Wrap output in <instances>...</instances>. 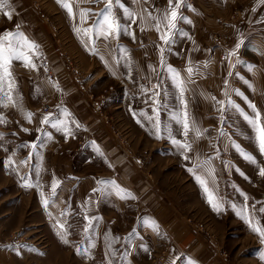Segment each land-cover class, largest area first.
<instances>
[{"label": "crops", "instance_id": "1", "mask_svg": "<svg viewBox=\"0 0 264 264\" xmlns=\"http://www.w3.org/2000/svg\"><path fill=\"white\" fill-rule=\"evenodd\" d=\"M236 1L182 0L179 13L191 23L177 20L174 43L167 46L161 45L159 33L152 27L155 21H148L145 25L137 19L133 24L122 9L127 8L138 16L146 15L144 10L147 9L153 16H158L170 11L168 0H122V6L113 5L114 14L120 23L130 25L128 31L135 32V40L123 33L116 38L104 40L96 38L91 32H81L79 36L74 32V27H91L97 19L94 14L105 8L107 0H64L71 7L73 18L69 17V13L58 10L54 12L53 21L58 26L52 33L57 38L55 42L51 41L49 29L44 28V23L40 20L34 19L33 24L17 28L19 31L16 32L23 33L28 41L38 45V55L33 56L35 70L22 66L19 61L11 63L12 101L0 104V117L4 120V123H0V134H3L0 138V164H4L3 171H0V194L5 196L0 200V264H109L110 261L111 264H140V237L134 235L126 239L129 234L127 231H116L113 234L114 224L110 226L109 219L117 225L122 220L124 225L126 223V228L130 227L129 221L132 220L133 229L150 227V223L154 221L162 228L165 238L163 241L165 245L169 244L168 249L172 254L174 222L171 211L154 192V186L148 180L151 176L140 170L139 159L135 155L120 152L126 146L124 141L129 142V135L126 140L119 137L117 141L110 133L96 131L86 94L90 91H87L85 84L89 83L87 85L90 86L95 81L106 78L104 82L111 80L124 89H131L129 94H137L140 92L141 82H144L146 91L164 92L167 100H173L176 89L169 78L168 67L177 70V64L183 62L186 68L190 65L205 68L200 73L204 77L201 81L203 89L191 87L192 92L197 95L195 100L198 101L201 96L211 94L210 91L220 92L224 81L232 80L234 66H242L244 69L239 60L244 59L243 55L249 54L259 59V64L254 63L251 68L254 70L251 75L254 84L252 90L255 99L264 104V22L249 28L243 18L244 15L264 21V0L248 2L243 14L239 13V23L230 21L232 5ZM81 12L88 13L83 20ZM142 27H147L148 30L141 31ZM15 29L11 30L15 32ZM181 33H187V36ZM157 45L164 47L163 53ZM120 49H127V53L117 64L116 57L121 56ZM63 52L75 60L78 67L76 79L71 78L62 67ZM222 54L226 55L225 60L220 59ZM45 61L54 71L50 88L46 85V75L42 69ZM97 67L111 68L114 74L94 78L92 71ZM40 68L41 72L34 74ZM186 68L182 67L177 71L187 81ZM247 69L249 70V66ZM5 83L4 90L7 92L9 89L7 82ZM154 85H158V89H154ZM80 87L84 90L83 93L78 92ZM170 90H175L174 95L170 94ZM34 93L36 98L31 99ZM197 101L192 105L187 101L191 112L192 109L204 111L203 101ZM44 104L51 107L47 124L42 123L45 116L34 113ZM120 109L123 111L124 107ZM261 109L264 114V108L257 110L262 113ZM28 113L32 114L31 122L27 119ZM60 122L66 124L70 131L67 138L63 131L52 127L54 123ZM136 126L137 124H130L133 132ZM46 127L49 130H44ZM32 144L38 147L33 148ZM114 145L121 149L118 150ZM97 148L102 155L92 152ZM30 153L33 154L31 158ZM197 154L192 159L193 162L202 160L203 154ZM9 157L12 158L11 167L7 164ZM97 162L102 164V168L95 170ZM53 181L58 182L55 195ZM100 181H114L115 185L135 198L122 199L116 194V187L101 184ZM25 182L33 186H22ZM93 193L102 197L101 214L98 213L90 221L76 223L72 214L78 208L75 207L78 206L77 202L82 204L83 196L91 197ZM37 194L52 196V203L42 208L38 204L32 205L31 211L30 203L24 202L23 196ZM104 200L109 204L102 205ZM84 205L87 211H95L92 203L84 202ZM102 210L111 211L112 216H105ZM30 213L33 214L31 218ZM34 216L37 218L34 219ZM94 219L96 223L100 222L98 234L74 232L73 226L85 229ZM49 222L56 232L51 237L42 233L43 226ZM58 223L65 225L63 231L67 243L57 234L60 231ZM184 231L175 236V241L183 236ZM78 243L88 245L80 249ZM90 243L98 245L89 247ZM191 253H184V257L189 255L200 264H208L207 260L212 257H201L199 252Z\"/></svg>", "mask_w": 264, "mask_h": 264}, {"label": "rangeland", "instance_id": "2", "mask_svg": "<svg viewBox=\"0 0 264 264\" xmlns=\"http://www.w3.org/2000/svg\"><path fill=\"white\" fill-rule=\"evenodd\" d=\"M248 2L251 0H237L236 3H233L230 21L239 23L238 20H241L239 13L243 14ZM6 5L0 6V34L15 28V32L19 31L21 27L33 24L36 19L44 23L42 25L44 28L49 29L48 36L54 42L57 38L53 37L52 33L58 29L57 22L53 21L54 12L58 10L68 13L57 3V0H6ZM5 11L11 13V19L3 14ZM243 18L249 28L264 22L262 19H253L244 15ZM61 56H64L62 67L71 78H75L77 76L76 69H78L75 60L70 59L66 52H63ZM253 56L243 55L244 59H240L239 62L244 65L246 70L244 71L242 66H234L232 80L224 81L222 86L220 85V92L210 91L211 94L201 96V100L198 101H203L204 111L192 109L191 112L187 105L190 120H194L202 132L199 138L192 131L185 138L181 135L180 126L169 122L171 110L175 109L179 112L181 106L178 105L179 100L176 97L173 100H167L164 92H160L158 103L160 105L159 119L162 121V125L168 124L174 138L191 145V151L183 155L182 150L172 145L167 132L162 133L163 138H155V126L149 121V117L154 115L153 108L157 107V104L153 102L156 98L153 92L146 91L144 82H141L140 92L137 94H129L131 89L128 87L124 89L122 85L111 80L104 82L106 78L97 80L90 86L87 85L89 83L85 84L87 91H90L86 94L90 107L89 112L92 116V123L97 128L96 131L104 134L110 133V136H113L117 141L119 137L126 140L129 135V142L124 141L126 146L122 149L114 146L118 150L121 149L120 152L126 155H135L139 159L140 170L151 176L148 180L154 186V192L167 204L171 211L170 214L173 216L172 254L168 249L169 244L165 245L163 241L164 234L159 226L157 232L151 227H135L133 229L132 220L129 221L130 227L127 228L126 223L124 225L122 220L118 221V225L112 220H108L110 226L114 224L113 234H116V231L121 233L134 231L135 235L140 237L141 246L147 248L145 251L143 247H140V264H188V261H191L192 264H200L189 255L184 257V253L187 252L189 254L199 252L201 257L206 255V258L212 256L207 260L208 264L213 262L215 264H264V240L252 231L253 227L264 229V213L259 211L260 208H264V176L259 175L260 169L264 168V155H261L258 150L255 132L244 119V115L253 119L256 116V113L249 107V102L256 106V110L264 108V104L255 99L252 90L254 84L251 75L254 70L247 69L254 63L259 64V59ZM221 57V60L226 59L225 54H222ZM69 61L73 62V71L67 64ZM45 62L46 65H42V69L46 75V85L50 88V83L54 80V71L48 67L47 61ZM179 63L177 70L182 67L186 68L185 64L179 67ZM193 67L197 69V74L192 77V82H188L187 91L184 93L185 99L191 102V105L192 103L196 104L197 101L195 100L197 95L195 96L191 87L203 89L201 81L204 77L200 76L202 75L200 73L205 69L199 65ZM40 72L41 68L34 74ZM113 72L114 70L111 68L97 67L92 71V77L112 75ZM49 73L52 74V78ZM34 86L36 85L34 84ZM77 90L80 93L84 92L81 87ZM174 91L170 90V94L174 95ZM161 96H164V99ZM35 98L36 93L31 99ZM229 100H231V104L227 103ZM220 101L225 104L218 103ZM188 102L187 104H189ZM225 106L226 110H222ZM122 107H124L123 111L120 109ZM261 110V122L264 123L263 109ZM130 124H137L134 132L130 128ZM122 144L120 145L123 146L124 144ZM92 152L96 153L97 151ZM197 152L203 154V158L199 162H193L192 159L198 155ZM241 152L252 155L256 162H248L243 158ZM184 155H187L189 159L185 160ZM205 160L209 161L206 167H197ZM97 163L94 166L95 170L102 168V164ZM231 167L233 170L230 171ZM188 168H193L194 171L190 173L187 171ZM3 169L4 164L2 163L0 171ZM196 176H200L206 181L209 192L214 196V202L222 206L219 212L213 211L208 203L209 193L205 192L204 186L196 179ZM245 196L247 200H245ZM4 197L1 195L0 200ZM45 200H48L47 205L44 203ZM23 201L30 203V209L33 211L32 205L38 204L42 208L51 204L52 196L46 194L25 195ZM84 202L92 203L95 211H87ZM101 202L102 197L97 193L91 194V197L84 195L82 204L77 202L78 206L75 207L78 208L72 214L75 222H84L85 216L94 218L100 213ZM107 204L109 203L104 200L102 205ZM103 213L105 216H112L111 211H103ZM238 213H241L245 218H241ZM32 215L30 213V218L33 217ZM36 218L34 216V219ZM95 219L91 224L92 227L85 228L87 231L82 227L73 226L74 232L98 234L100 222L96 223ZM43 227L42 233L49 237L56 233L51 222L46 223ZM182 230H185L183 236L175 241V236ZM92 244L98 245L97 243ZM50 245H52L51 242ZM77 245L80 249H84L88 244L78 243ZM169 257H171L170 260Z\"/></svg>", "mask_w": 264, "mask_h": 264}, {"label": "snow or ice", "instance_id": "3", "mask_svg": "<svg viewBox=\"0 0 264 264\" xmlns=\"http://www.w3.org/2000/svg\"><path fill=\"white\" fill-rule=\"evenodd\" d=\"M98 2V0H97ZM147 2V0H145ZM169 2V8L170 11H166L158 16H153L151 11L145 9L146 15H137L133 12H130L127 10V8H123L122 10L126 14V18L131 20L133 24L136 23V20L139 19L143 24L147 25L148 21H155L154 29L159 33V40L161 41V45L167 46L172 43H174L173 36L176 34V22L177 20H184L186 23H191L190 20H187V18L182 17L179 13V9L182 6V0H168ZM57 3L60 4L63 8H65L68 13L69 17L73 18L72 9L69 6L68 3H65L64 0H57ZM116 5L118 7L122 6V0H107V3L105 5V8L102 9L100 12L95 13L94 15L97 17L96 20L93 21L91 27L88 29H79L74 27V32L77 33L79 36L81 32L88 33L91 32L94 34L96 38H102L104 40H108L109 38H116L120 34H127L132 37L133 40H135V32H129L128 28L130 25L125 26L120 23L116 15L114 14L113 5ZM0 6H7L6 0H0ZM255 11V9H253ZM8 19H11V13L8 11H5L3 13ZM88 15L87 12H81V18L83 20L84 17ZM148 30L147 27H142L141 31ZM183 36H187V33H181ZM190 38V37H189ZM161 45H157L160 52L163 53L164 47ZM239 44L237 45V48H239ZM38 45L34 44L33 42L28 41V39L23 35V33L20 32H12V31H6L3 34H0V104H4L5 101L11 102L12 101V95L10 89L13 87V81L11 79V71L10 66L11 63L15 61H19L22 63V66L29 68V69H36V64L33 61V56L38 55L37 53ZM121 56L116 57V63L119 64L122 56L127 53V49H120ZM231 55V53L229 54ZM161 63L163 64V58L161 56ZM253 66H249V70H251ZM188 75V80L186 81L174 68L171 66L168 67V72L170 73V79L173 82V87L176 89V98L179 100V104L181 106V111H176L175 109L171 110V114L169 116V122L173 123L175 125L180 126L181 128V135L187 138L190 131L194 132L196 137L199 138L202 135L201 130L198 128L194 120H190L189 113L187 111V101L184 99V93L187 91L186 84L188 82H192V77H194L197 74V69L193 66H189L185 69ZM129 78H131V67L129 62ZM5 82H7V86L9 91L4 90ZM154 89H158V85L153 86ZM235 91V90H234ZM237 95L239 93L237 92ZM155 100L154 103L157 104V107L153 108V116L149 117V121L151 123H154L155 126V138L161 139L163 138L162 133L167 132L170 142L173 146L177 147L178 149L182 150V155L186 152L191 151V145L187 143H182L180 140L174 138L172 136V130L169 127L168 124H163L162 121L159 119L160 115V105L158 103V98L160 96L159 91L154 92ZM214 99V98H213ZM218 103H221L222 105L225 104V102L220 101ZM228 104H231V100L227 102ZM249 107L253 110V112L256 113L255 118H250L247 115H244V119L248 122V124L252 127L253 131L255 132L256 136V142L258 146V150L261 155H264V123L261 122V114L259 111L256 110V106L251 104L249 102ZM222 110H226L223 108ZM31 113L27 114V119L29 122H31ZM49 116L46 115L42 123L47 124L49 120ZM74 122V121H73ZM138 123H140L139 120H137ZM0 123H4L3 117H0ZM79 126V125H77ZM53 128H57L58 131H63L66 135L70 134V131L66 124H63V122L54 123L52 125ZM23 131L27 132V129H23ZM3 134H0V138H2ZM33 148L38 147L35 144L31 145ZM98 154L99 149H96ZM32 153L29 154L30 158L32 157ZM241 155L244 159H246L250 163H255V159L252 155L248 153L241 152ZM184 159L188 160L189 157L187 155H184ZM23 163V162H22ZM7 164L9 167L12 165V158L9 157L7 160ZM209 164V161L205 160L200 165H197V167H206ZM187 171L190 173L194 171L193 168H188ZM259 175L264 176V168L260 169ZM196 179L201 183L202 186H204V190L206 193H209L208 195V203L212 207L213 211L219 212L221 210V205L217 202H214V196L212 193L209 192V188L207 187V183L204 179H201L200 176H196ZM99 183L104 185L111 184L113 187H116L117 191L116 194L120 198H131L134 199L130 193H127L126 191L119 188V186L115 185L114 181H100ZM22 186L24 187H32L33 185L25 182ZM58 187V182L53 181L52 183V189H53V195L56 194V189ZM110 191V189L108 190ZM245 200H247V197L245 196ZM45 205L48 204V200L44 201ZM254 207V206H253ZM259 211L261 213H264V208H260ZM238 215H241V218H245L241 213H238ZM92 218L85 216V221H90ZM57 227L60 229L58 231V235L61 237V240L64 243H67L68 241L64 238L65 233L63 231L65 225L62 223H58ZM88 227H92L91 224L88 225ZM150 227L158 232V225L152 221L150 223ZM87 231V229H85ZM252 231L254 233H257L262 240H264V229L260 228H252ZM135 235V232H130L128 234V237L126 239L131 238ZM94 244H89V247H94ZM144 248L145 251H147L146 246H141ZM86 251V250H85ZM180 259V258H177ZM111 264V261L109 262ZM188 264H192L191 261H188Z\"/></svg>", "mask_w": 264, "mask_h": 264}, {"label": "built area", "instance_id": "4", "mask_svg": "<svg viewBox=\"0 0 264 264\" xmlns=\"http://www.w3.org/2000/svg\"><path fill=\"white\" fill-rule=\"evenodd\" d=\"M188 4H189V5H192V4H191V1H188ZM67 64H68V66L71 67V70L73 71V69H74V68H73V62H72V61H69V62H67ZM44 65H46V62H44ZM182 66H184L183 62L179 63V67H182ZM49 75H50L51 78L53 77L51 73H49ZM161 98L164 99V96H161ZM50 112H51V107L49 106V104H44V105H42L40 108H37V109L34 111V113H36V114H38V115H40V116H46V115H48ZM44 130H49V128L46 127ZM159 264H160V263H159Z\"/></svg>", "mask_w": 264, "mask_h": 264}]
</instances>
